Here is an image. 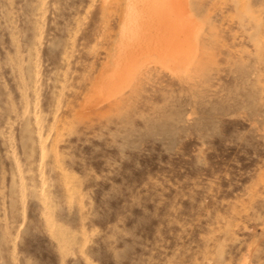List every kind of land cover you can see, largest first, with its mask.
<instances>
[{"label": "rangeland", "instance_id": "1", "mask_svg": "<svg viewBox=\"0 0 264 264\" xmlns=\"http://www.w3.org/2000/svg\"><path fill=\"white\" fill-rule=\"evenodd\" d=\"M133 5L0 0V264H264V0Z\"/></svg>", "mask_w": 264, "mask_h": 264}, {"label": "bare ground", "instance_id": "2", "mask_svg": "<svg viewBox=\"0 0 264 264\" xmlns=\"http://www.w3.org/2000/svg\"><path fill=\"white\" fill-rule=\"evenodd\" d=\"M129 1H130V9L126 14L125 23L123 25V30H122L120 46L118 48L119 60L126 56V53L129 50V45L135 38L138 30V23L137 20L135 19V16L137 14L134 12L135 7L133 5V0H129ZM39 141H41V139H39ZM11 154L14 155V152L11 151Z\"/></svg>", "mask_w": 264, "mask_h": 264}]
</instances>
